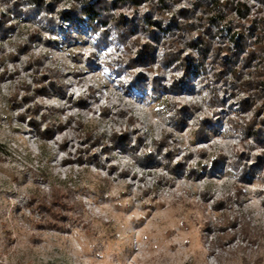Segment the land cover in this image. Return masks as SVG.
Here are the masks:
<instances>
[{
  "label": "rangeland",
  "instance_id": "1",
  "mask_svg": "<svg viewBox=\"0 0 264 264\" xmlns=\"http://www.w3.org/2000/svg\"><path fill=\"white\" fill-rule=\"evenodd\" d=\"M13 1L0 0V10L9 11ZM169 1L179 11L192 0ZM73 3L60 0L56 10ZM147 7L142 5L139 13ZM124 12L131 15L132 9ZM10 14L16 28L0 50V77H6L0 78V264H264V165L256 179L242 182L229 167L238 162L243 172L259 161L257 156L264 162V147L243 135L242 126L254 113L242 112L243 94L233 97L220 83L210 82L225 101L217 107L204 75L181 93L140 92L130 87L133 70L117 76L104 64L110 54L128 53L118 47L114 33L109 44L103 41L98 48L85 24L72 28L61 20L54 29L39 17L13 9ZM34 29L40 38L12 60L10 52ZM137 36L147 40L143 32ZM187 40L186 33L174 44L163 37L155 64L135 70L145 73L151 85L158 77L171 87L181 71L161 58L170 46L187 54ZM51 68L60 72L65 95L47 85L48 78L40 84L50 94L35 93L41 88L38 79L50 76ZM23 82L35 97L23 101L21 89L18 100L23 102L16 106L11 97ZM79 97L85 107L77 103ZM35 103L40 127L31 119ZM172 104L189 109L180 129L170 116ZM203 119L213 123L200 138ZM50 124L54 131L48 137L43 131ZM123 130L130 133L132 146L141 135L139 150H156V140L171 134L159 163L144 166L130 150L111 147L110 135ZM166 149L174 151L173 164L181 163L176 172H167ZM218 154L227 159L213 167ZM191 168L197 175L189 173ZM234 184L243 186L242 203L232 194ZM53 190L66 196L61 210L54 207L57 217L43 206ZM249 229L256 243L249 242Z\"/></svg>",
  "mask_w": 264,
  "mask_h": 264
},
{
  "label": "trees",
  "instance_id": "2",
  "mask_svg": "<svg viewBox=\"0 0 264 264\" xmlns=\"http://www.w3.org/2000/svg\"><path fill=\"white\" fill-rule=\"evenodd\" d=\"M3 1L9 3L12 0ZM73 1L70 9H58L57 11L56 8L60 0H14L11 5H8L9 11L0 10V50L2 51L3 41L16 28V24L11 22L14 18L10 14L12 9L19 15L32 16L34 20L39 17V19L47 21L54 29L59 26L61 20L70 23L72 28L85 24L94 34V44L98 48H101L103 41L109 44V37L114 33L118 47L122 46L128 49V53L125 56L110 54L109 60H105L104 64L117 76L133 70L134 76L130 80V87L144 93H147L151 88L157 95L173 89L181 93L185 87L192 86L193 78L204 75L206 77L205 85L211 92L212 103L215 106L224 107L225 101L219 99L215 87L210 86V82L220 83L219 85L226 92L229 91L233 97L240 93L244 95L240 99L242 112L254 110V113L242 126L243 135L252 137L261 147H264V0H255L258 3L255 7L250 5L248 0H192L189 7H183L179 11H174L173 3L169 0H159L150 4L148 0ZM144 4L148 6L147 11L139 13ZM128 7L132 9L131 15L124 12ZM139 32L145 33L147 40L143 41L140 36L133 38ZM185 33L188 35L187 45L190 51L183 54L181 48L170 46L171 48L166 50L161 58L162 63L166 65L177 63L176 67L181 71V75L177 77V80H174L171 87L162 84L158 77H154L151 85L145 73L135 70L139 67L150 68L155 64L157 44L163 37L168 38L170 44H174ZM63 35L67 37L68 33L63 32ZM39 38L38 30L34 29L28 32V39L22 40L18 44L16 52H10L12 60L18 59L19 55L30 47L29 43H34ZM132 46L135 47L134 51L131 50ZM36 62L37 64L41 63L39 59ZM28 63L34 64L35 62L30 60ZM49 71L50 76L41 75L38 83L40 84L43 79L48 78L47 85L56 92L65 95L60 72L55 68H51ZM3 75L2 73L1 76L5 79V75ZM11 75L13 74L8 76ZM40 85L41 88H35V93L49 95L47 85ZM21 89L24 91L23 101L29 102L35 97V94H29L30 85L23 82L21 86L19 85V91L11 97L16 106L23 102L18 100ZM83 101V97H79L77 103L85 107ZM171 107V118H177L175 122L173 120L172 122L180 129L186 123L185 115L189 113V109L186 106L178 109L173 104ZM38 108L39 105L35 103L31 119L32 123L40 127V122L35 119ZM108 110L104 108L103 111L107 113ZM118 113L125 115L123 111H118ZM20 116L25 117L24 114ZM43 116L45 117L46 114ZM130 119L131 122L134 121L133 117ZM229 120L234 122L235 119L229 118ZM211 123L213 121L202 120L198 130L200 138L207 135L206 128ZM63 127V124L60 123L59 128ZM53 131V125L50 124L45 126L43 133L51 137ZM170 135L167 133L163 138L156 140V150H139L143 141L140 134L137 135L132 146V138L128 130H123L120 133L114 131L109 140L111 147L124 151L130 150L142 165L150 166L155 162L159 163L160 160L157 159V156L162 154L163 147L168 146L167 140ZM108 148V144H105V149ZM138 150L139 153H137ZM173 152V150L166 149L164 154L167 172H176L181 167L180 162L172 163ZM200 152L205 155L204 150ZM226 159L224 154H218L212 160L213 167L216 165L218 167ZM257 159L259 161L252 164L249 169L242 168L243 172L238 169V162H229V167L237 174L238 181L256 179L257 170L260 172L264 165L261 157L257 156ZM192 172L197 175L198 170L191 168L189 173ZM243 191V186L239 184H234L232 187V194L240 203H242L240 197L244 194ZM65 197L59 190H53L51 200L45 201L43 206L57 217L58 213L55 212L54 207L61 210L60 207L66 205L63 203ZM219 202L220 200L216 202V205ZM250 230L249 242L256 243L257 236Z\"/></svg>",
  "mask_w": 264,
  "mask_h": 264
}]
</instances>
